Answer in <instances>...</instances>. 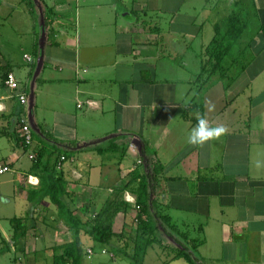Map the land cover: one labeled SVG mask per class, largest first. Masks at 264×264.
I'll return each mask as SVG.
<instances>
[{
    "label": "crops",
    "instance_id": "0c3cea01",
    "mask_svg": "<svg viewBox=\"0 0 264 264\" xmlns=\"http://www.w3.org/2000/svg\"><path fill=\"white\" fill-rule=\"evenodd\" d=\"M3 6L0 163L11 171L0 175V264H37L45 252L52 264L59 246L70 241L50 201L33 194L55 158H65L60 170L73 198L70 207L86 220L114 200V189L123 187L134 170H143L144 144L150 162L162 166L156 200L177 226L179 241L198 245L196 255L204 264H264V0H223L217 9L209 7L210 16L201 24L193 15L196 8L187 15L179 3L150 8L145 0H0ZM48 10L56 17L45 26ZM235 16L245 26L242 35L221 71L199 86L214 24ZM166 18L170 23L186 19L196 30L187 37L167 32L160 23ZM202 24L211 26L206 42ZM7 73L29 99L32 93L38 131L32 129V151H45L37 170L21 146L22 109L3 84ZM208 101L215 104L207 113L210 123L228 131L193 147L187 136L195 126L194 112L190 119L183 116L190 103L206 113ZM109 138L120 150L100 155L97 150L107 148ZM124 199L130 209L125 220L121 214L113 218V227L126 240L135 231V195L125 192ZM14 219H22L23 236L14 232ZM160 239V245L148 247L144 264H188L170 260L171 249L181 247L168 236ZM81 242L84 264H123L87 235L81 234Z\"/></svg>",
    "mask_w": 264,
    "mask_h": 264
},
{
    "label": "trees",
    "instance_id": "16d2710c",
    "mask_svg": "<svg viewBox=\"0 0 264 264\" xmlns=\"http://www.w3.org/2000/svg\"><path fill=\"white\" fill-rule=\"evenodd\" d=\"M110 1L119 3L121 0ZM55 17L52 11L48 10L43 17L44 25L51 24ZM244 27L237 16L228 19L225 23L214 24L211 51L208 53V58L203 61L200 75L197 77L199 86L205 85L212 75L221 71L222 60L229 54L231 45L240 38ZM260 32L264 37V22L260 25ZM5 77L6 74L3 76V82ZM195 111L203 113V106L190 103L183 117L190 119L188 117L189 114ZM190 120L196 125L194 119ZM124 136L127 138L128 135ZM107 141L109 142L107 148L97 150L100 155L115 153L120 150L113 138H109ZM44 152L36 154L32 169L37 170L39 168V162ZM61 157L53 160V165L50 166L51 170L48 175L39 176L38 191L33 193L39 199L47 198L50 201L58 218L67 226L70 235V241L59 246L60 253L53 256L52 264H84L86 253L81 242V234L90 237L94 243L105 246L117 260H125L129 264H144V257L148 247L160 245L162 242L161 236H168L181 247L180 249L170 248V260L181 258L188 264H204L196 255L198 245L188 246L187 243L183 244V242L179 241L175 235H178L177 226L173 224L170 217L158 208L156 184L162 174V166L150 162L148 149L145 144L141 148V158L144 160V163H142L144 164L143 170H134L131 173L130 180L123 187L114 189L116 194L114 200L102 207L93 218L86 220L78 216L70 207L73 198L67 190V182L63 177L62 170H60L61 166L60 168L57 167ZM39 171L41 170L39 169L37 172ZM125 192H131L135 195L133 208L136 211V217L133 219L135 224L134 236L132 239L126 240L123 233L115 232L113 227V218L117 214H121L125 220L130 209V204L124 199ZM22 222V219H14V232L16 235L20 234L23 236L26 232ZM122 228L123 226H121ZM128 240L131 241V244ZM119 242H123L122 245H118L117 243ZM166 248L167 246H163V249Z\"/></svg>",
    "mask_w": 264,
    "mask_h": 264
},
{
    "label": "rangeland",
    "instance_id": "374dc122",
    "mask_svg": "<svg viewBox=\"0 0 264 264\" xmlns=\"http://www.w3.org/2000/svg\"><path fill=\"white\" fill-rule=\"evenodd\" d=\"M135 0H125V2L127 4H131L132 2H134ZM146 3L148 4V6L151 8V7H155V6H162V5H168L169 7H172L174 5H177L178 3L181 5V7L183 8L182 10H186L188 13L187 15H192V12H190V9L192 8H196L197 9V12L193 15H196L198 16V21L197 23L198 24H201L203 23V19L205 16L209 17L210 14H209V7L210 6H216V9L222 5L223 3V0H145ZM5 11V7H1L0 8V12H4ZM183 13L185 11H182ZM217 12H220V9H218ZM123 12H121V14H123ZM153 15V14H152ZM160 23H162V26H166L165 29L168 31H171V32H174L175 35H178V34H181V36H183L185 33H193L196 28H193L191 27V25H189V21L186 20V19H179V20H175L173 21L172 23H170V20L169 18H166L164 20H162ZM256 23V22H255ZM203 28H202V33H201V41L202 42H206L208 39H209V33L211 31V26L208 25V24H202ZM187 37V35H184ZM199 40V38H198ZM200 41V40H199ZM176 61H179L182 59V57H176L175 58ZM228 59V57L226 58ZM175 62V61H174ZM182 62H186L185 60H182ZM193 64V62H192ZM192 68V66H190ZM110 157V154H108V156H105V159ZM95 157H93L92 159H94ZM96 247L97 248H101V245L100 244H96ZM109 254L108 253L106 255L107 259L109 260ZM88 260L85 261V263H88L87 262ZM110 262V260L108 261ZM36 263L37 264H51V259H50V255L48 252H45V253H40V256L37 257L36 259ZM123 264H129V262L123 260L122 262Z\"/></svg>",
    "mask_w": 264,
    "mask_h": 264
},
{
    "label": "built area",
    "instance_id": "2783aa9c",
    "mask_svg": "<svg viewBox=\"0 0 264 264\" xmlns=\"http://www.w3.org/2000/svg\"><path fill=\"white\" fill-rule=\"evenodd\" d=\"M28 61H30V57H26ZM4 86L8 88L10 91H14L15 98L17 103L22 109V113L19 118V137L21 139V146L25 149V153L30 161H34L36 154L32 151L33 145V131L29 123V96L28 93L20 90V85L17 79L13 76V74L8 73L3 82ZM79 108L80 105H77ZM65 158L62 156L60 158V162H58L57 167L60 168L61 162L64 161ZM11 169L9 166L0 163V175L10 172ZM91 254V252H88Z\"/></svg>",
    "mask_w": 264,
    "mask_h": 264
},
{
    "label": "clouds",
    "instance_id": "9594fccd",
    "mask_svg": "<svg viewBox=\"0 0 264 264\" xmlns=\"http://www.w3.org/2000/svg\"><path fill=\"white\" fill-rule=\"evenodd\" d=\"M206 113L195 111L193 113L196 125L187 136V143L193 147H202L210 141L219 140L227 134L228 129L224 125H213L210 123L207 113L215 110V104L208 101L205 105Z\"/></svg>",
    "mask_w": 264,
    "mask_h": 264
},
{
    "label": "water",
    "instance_id": "95a60500",
    "mask_svg": "<svg viewBox=\"0 0 264 264\" xmlns=\"http://www.w3.org/2000/svg\"><path fill=\"white\" fill-rule=\"evenodd\" d=\"M43 49H44V35L41 36L40 38V46H39V50H40V53H39V57L37 59V68H36V72L39 70L40 68V65H41V62H42V58H43ZM31 109H32V93L30 95V99H29V123L31 125V128L33 129L34 132H38L37 131V128L35 127L34 123H33V120H32V113H31ZM140 143L139 140H136L134 141V144H138Z\"/></svg>",
    "mask_w": 264,
    "mask_h": 264
}]
</instances>
